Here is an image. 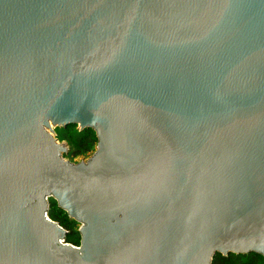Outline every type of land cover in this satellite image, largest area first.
I'll use <instances>...</instances> for the list:
<instances>
[{
	"label": "water",
	"instance_id": "water-1",
	"mask_svg": "<svg viewBox=\"0 0 264 264\" xmlns=\"http://www.w3.org/2000/svg\"><path fill=\"white\" fill-rule=\"evenodd\" d=\"M228 254L264 259V0H0V264Z\"/></svg>",
	"mask_w": 264,
	"mask_h": 264
},
{
	"label": "rangeland",
	"instance_id": "rangeland-1",
	"mask_svg": "<svg viewBox=\"0 0 264 264\" xmlns=\"http://www.w3.org/2000/svg\"><path fill=\"white\" fill-rule=\"evenodd\" d=\"M55 137L57 138L59 143L64 144L68 148V153L65 154L64 159L71 162H81L87 160L91 154L92 151L88 150L89 146L92 144L91 142L94 141L93 137L86 140L85 142H82L80 140V134L78 127H71L68 129H62V128H55ZM49 219L51 218L50 215H48ZM52 222H54V219H50ZM56 222V221H55ZM58 223V222H56ZM59 225V224H58ZM60 226V225H59ZM72 229L67 231L68 234L65 238L64 243L76 246L73 242H80V235L77 234L78 228L80 227L79 224H73L71 225ZM70 233V234H69ZM80 245V243H79ZM77 245V246H79Z\"/></svg>",
	"mask_w": 264,
	"mask_h": 264
},
{
	"label": "trees",
	"instance_id": "trees-1",
	"mask_svg": "<svg viewBox=\"0 0 264 264\" xmlns=\"http://www.w3.org/2000/svg\"><path fill=\"white\" fill-rule=\"evenodd\" d=\"M71 127H75V126H69V128ZM79 134H80V140L82 142H85L86 140L93 137L94 141L91 142L92 144L89 146V149H88V150H91L93 154L96 150V145H97L94 132L89 129H84V131H79ZM48 211H49L48 215H50L51 217L50 219H54L56 222H58V224L61 227H65L67 231L72 229L71 225L78 224L73 219H69L66 212H64L63 210L57 207V203L55 200H50ZM77 234H79V228H78ZM73 243L76 246L79 245L78 241L73 242ZM212 264H264V259L261 256L256 255V254L255 255H252V254L251 255H238V256L233 255V254H228L227 256L217 255L214 258Z\"/></svg>",
	"mask_w": 264,
	"mask_h": 264
}]
</instances>
